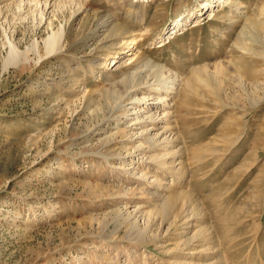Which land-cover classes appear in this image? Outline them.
Wrapping results in <instances>:
<instances>
[{
    "label": "rangeland",
    "instance_id": "obj_1",
    "mask_svg": "<svg viewBox=\"0 0 264 264\" xmlns=\"http://www.w3.org/2000/svg\"><path fill=\"white\" fill-rule=\"evenodd\" d=\"M83 1L76 33L96 12L122 23L131 11L132 0ZM164 1L136 0L141 13L119 40L149 36L147 65L128 71L141 76L133 85L154 83L159 67L178 90L195 80L179 113L178 95L145 90L96 107L100 90L127 76L120 63L131 64L136 44L100 65L90 58L97 33L34 66L24 55L51 33L46 1L0 0V264H264V32L246 31L256 18L263 26L264 0ZM75 8L57 5L53 28ZM245 31L263 43L252 46L255 64L251 44L238 43ZM10 39L24 54L6 67ZM233 62L255 75L240 77Z\"/></svg>",
    "mask_w": 264,
    "mask_h": 264
},
{
    "label": "bare ground",
    "instance_id": "obj_2",
    "mask_svg": "<svg viewBox=\"0 0 264 264\" xmlns=\"http://www.w3.org/2000/svg\"><path fill=\"white\" fill-rule=\"evenodd\" d=\"M30 1H33V0H30ZM40 1H42V0H35V2H38V3H40ZM44 1H46L45 2L46 6L44 9L45 14H43L44 15L43 18L47 22L49 21V27H51L52 30H51V33L45 39L44 38L35 39L31 43V50L34 53V57L29 58L27 56L28 54L26 53L24 55L25 56L24 58L27 62H29V63L33 62L34 66H38V65L41 66V65H45L46 63H48V61H50L51 59H53L55 57H57V58L63 57L64 58L65 56L68 55V50H69L68 46H70V47H73L75 45L80 46L84 43V41L87 43L88 41L94 40L97 33H103L101 44L96 45L93 49V52L91 53L90 58H91V60L93 59V62H95V63L99 62L101 65L102 61L100 58H106V57L110 56V54L113 51L116 52V55H115L116 58L120 57V54L126 52V50H124L125 48H132L130 46V44L135 43L136 48H138V50H140V52H138V51L130 52L131 53V56L129 58L130 59L129 62L131 63L130 65H128L126 61L120 63L122 65V67L125 68L124 73H127L132 67H135L139 64L141 65L140 67L147 65V63L144 62L145 50L141 51V49H142L143 42L145 41V39L147 37H149L148 35L145 36L141 41L140 40L137 41L136 36H134L130 42H121L120 43V40H119L120 37H124L128 33L129 29L126 27V25L129 23V21H130L129 19L130 18L133 19L135 17H138L139 16L138 14L141 13V11L136 8V6H138V4L135 5L136 0H132L130 2L131 11H130V13H127L125 21H123L122 23H117L116 20L112 19L108 13L96 12L93 19L91 21H89V23H87L80 30L79 33H76L74 31V29H73L74 23L73 22L75 21L78 14H81V13L88 14L89 13L88 8H86V6H85L86 1L85 2L83 0H44ZM70 1H72V3H74V4H76V8L73 12V17L68 19L64 24H61L60 26H58V28L54 29L53 23H52L53 22L52 16H53V13L56 9V6L60 5L61 7H65L66 3L70 2ZM160 3L164 4L165 1L160 0ZM1 13L2 12L0 11V14ZM212 14H214V13L211 12L210 15H212ZM132 16H135V17H132ZM182 19L180 21H182ZM258 19L256 18V20H254L255 23H252L253 21L252 20L250 21V19H249V21H250L249 24L252 23V25L250 26L248 24L247 29H246L247 32H248V29L249 30L256 29V32H260L263 30V32H264V27H263L264 22L262 23L263 26L262 25L260 26L259 23L261 21H259ZM253 24L255 25V28H254ZM179 26H183V23H181V24L177 23V27H175V28L177 29ZM106 31H108V33L104 35V33ZM246 31L243 32L242 35H240V40L238 43L242 44L241 47L243 48V50L244 49L248 50V48L245 45L251 44V49H249L248 52H245V54L248 55L246 57L248 59L252 60L253 64H255V63L259 62V59H258L259 54L257 53V51L252 50V46H255L257 48L260 44L263 45V43H260V41H256V39L253 40L254 38L252 39V38L248 37ZM252 31L255 32V30H252ZM252 31H251V33H252ZM256 32L254 33L255 35H256ZM249 33L250 32H248V34ZM251 33H250V36L252 37L254 34L251 35ZM258 35H261V34H258ZM98 36H100V34H98ZM245 38H248L249 40L244 41ZM119 43H120L119 48H117V45ZM9 45H10L9 54H8V57H7L6 62H5L6 67H8L9 64L16 63L19 60V58L21 57V55L24 54L23 52H21L18 49L14 40L10 39ZM237 45H236V47H237ZM132 49L134 50V48H132ZM260 62H262V58H261ZM232 66L235 67L234 71L237 72V75H239L242 78H247L248 76L253 77L255 75V72H256V69L254 71L250 72L247 70L246 67H244L242 65H237L236 62H233ZM225 71H227V68L225 69ZM164 72H165L164 68L159 67V69H157L156 71L153 72V77L156 78L154 83H156V84L152 83V84H149L148 86L143 85L144 87H140L139 86L140 84L133 85L132 83H134L135 79L136 78L141 79V76L138 74H131L130 72H128L125 79H123L119 83L115 84L113 87H109V88L107 87V88L100 90V97L98 96V101L96 102L97 103L96 107H100V109L105 112L106 107L109 105V103L114 102V100L118 98L119 92L123 93V96L126 95L127 98L130 99L131 96H133L134 94H138V93L145 90V92H143V93L148 92L149 94H153V93L156 94V93H161V92L164 93L165 92L166 95H175V96L178 95V98L176 97L177 99H176L175 104H174L176 107V111L179 113V111H181L183 109L189 110L190 108L185 105V102H187L185 100L186 99L188 100V97H191L192 94L194 93L195 86H196L195 80H193L191 78L189 79L188 77L182 78L183 79L182 87L178 90V84H179V83H177L179 81V78H177L178 76L176 74H174L173 76H171L172 81H170V80H167L166 78H162ZM176 73H178V72H176ZM170 83H171V86L167 85ZM153 84H154V86H153ZM155 85H158V86L155 87ZM94 94H95L94 91H89L88 93L84 94V97L88 101V103L93 102L92 100L96 99V96ZM124 100H125V98H124ZM160 103H162V105L167 104L168 106H170L169 103H166L165 101L164 102L163 101L157 102V104H160ZM187 103H189V102H187ZM149 116H150L149 118H150V121L152 122L153 126L157 127V123L161 119H157L158 117L155 118L153 115H149ZM165 117H167V116H165ZM138 122H140L142 124V123L146 122V119L144 121L141 120ZM153 129H154V127H153ZM146 132H148V131H146ZM146 132H142V134L145 135V134H147ZM170 142H172V141H170ZM144 145H145L144 143H139V145H137L135 148H137V151L138 150L144 151L146 148L152 147V146H147V145L144 146ZM172 154H174V153H172ZM175 154L179 156L180 153L176 152ZM170 155H171V153H170ZM174 161H175V159H174ZM162 164L166 165L165 162ZM165 168H167V166ZM168 168H170L171 170L174 169V167H168ZM167 170H169V169H167ZM172 194H173V196H170L168 199H166L165 202L163 203L162 207H161L162 210L167 211L168 213H172L173 212L172 210L178 204L177 194L176 193H172Z\"/></svg>",
    "mask_w": 264,
    "mask_h": 264
}]
</instances>
